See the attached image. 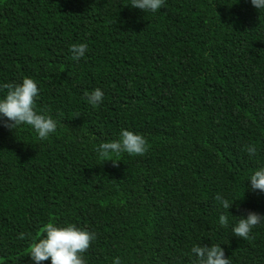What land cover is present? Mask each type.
<instances>
[{"label":"trees","instance_id":"trees-1","mask_svg":"<svg viewBox=\"0 0 264 264\" xmlns=\"http://www.w3.org/2000/svg\"><path fill=\"white\" fill-rule=\"evenodd\" d=\"M131 2L0 0V99L3 85L32 78L36 112L57 122L45 140L0 126V264H35L30 247L50 220L96 233L86 264H194L192 247L213 244L231 264H264V223L249 239L232 232L248 211L264 216L248 181L264 168V9ZM80 43L88 51L73 60ZM122 129L148 151L102 164L99 145Z\"/></svg>","mask_w":264,"mask_h":264},{"label":"clouds","instance_id":"clouds-1","mask_svg":"<svg viewBox=\"0 0 264 264\" xmlns=\"http://www.w3.org/2000/svg\"><path fill=\"white\" fill-rule=\"evenodd\" d=\"M165 0H132L131 7L140 9L143 12H156L164 6ZM256 9H264V0H250ZM73 60H79L88 51L86 43L73 44L70 46ZM7 89L6 95L0 99V126L13 130L21 125L31 126L38 134V138L45 140L50 134L56 131L57 122L51 117L38 114L34 108L39 89L34 79L25 77L21 83H8L3 85ZM88 103L98 106L103 102L104 93L95 89L90 94L86 93ZM149 145L146 139L138 133L129 130H121L117 140L101 143L97 149L101 162L111 161L113 166H118L119 160L110 158L112 154L119 156L121 153L128 155L143 156L148 151ZM250 156L256 155L257 149L249 145L246 148ZM250 190L264 193V168H260L252 174ZM215 199L221 206L228 210L234 202L217 194ZM264 223V216L259 213L248 211L246 218L240 217L237 224L232 228L235 237L249 239L253 228ZM219 224L222 227L228 226V216L221 214ZM42 232L44 238L39 239L30 247L29 257L35 264L50 260L51 264H86L83 254L90 248L91 242L96 239V233L78 228L73 224L67 226H56L50 220L46 223ZM23 239V234H21ZM191 252L195 256L194 264H231L229 257L220 245H196ZM113 264H121L120 258L113 259Z\"/></svg>","mask_w":264,"mask_h":264}]
</instances>
